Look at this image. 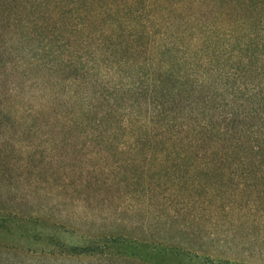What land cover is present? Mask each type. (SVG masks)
Masks as SVG:
<instances>
[{
  "label": "rangeland",
  "instance_id": "rangeland-1",
  "mask_svg": "<svg viewBox=\"0 0 264 264\" xmlns=\"http://www.w3.org/2000/svg\"><path fill=\"white\" fill-rule=\"evenodd\" d=\"M43 62L52 65L47 73ZM135 62L172 67L176 77L161 78L177 92L158 88L161 100L216 108L237 83L264 79V0H0V264H92L73 254L89 244L116 256L134 252L140 264L193 263L173 254L174 246L220 253L206 236L212 228L175 230L199 205L181 209L183 171L160 156L166 143L71 137L53 127L79 109L77 91L87 85L80 80L99 91L107 88L102 82L141 74L146 85L151 68L134 72ZM207 63L238 77L201 83ZM43 111L57 121L43 123ZM159 161L170 167H153ZM162 169L169 173L155 181ZM149 188L173 203L170 212L159 209L162 219L154 217L159 206L139 199ZM170 215L176 224L166 221ZM227 230L217 235L220 243L234 231ZM233 235L239 249L248 247L243 230Z\"/></svg>",
  "mask_w": 264,
  "mask_h": 264
},
{
  "label": "trees",
  "instance_id": "trees-1",
  "mask_svg": "<svg viewBox=\"0 0 264 264\" xmlns=\"http://www.w3.org/2000/svg\"><path fill=\"white\" fill-rule=\"evenodd\" d=\"M160 65L140 62L129 65L137 73L142 67L151 68L149 79H145L146 85L141 83V74L138 78L134 74L130 75L132 79H122L119 85H112L109 80L108 84L102 82L107 88L99 91L92 88L95 84L88 79L75 81L76 78H69L68 84L71 86L76 87L77 81L79 84L87 82V85L80 91L76 90V96L80 100L79 109L72 116L65 114L68 122L64 121V125L56 124L54 129L57 133L65 131L63 135L66 136H85L100 141L166 143L168 149L161 152L160 156L166 157L167 161L172 159L171 163L176 162V168L183 171L178 176L183 184L182 192L176 191L185 200L181 209L187 213L191 203L199 205V211L193 215L192 220L177 225L175 230L188 233L190 223L198 229L212 228L213 231H208L206 236L209 241L217 242L213 249L220 253L191 247L176 249L178 246H174L171 252L193 262L188 264H264V79L257 83H237L234 90L224 97L226 100L222 102H226L216 108L184 102L182 97L177 101L181 103L171 105L168 100H161L155 92L158 88L163 91L165 86L171 88L172 96L175 95L177 85H165L166 80L161 77H176V74L172 67ZM205 66L208 70L200 73L203 75L201 83L210 81V76H213V80L238 77L236 71L227 73L221 68H209V63ZM39 67L47 73L52 65L47 62L45 66L43 62ZM112 72L107 70L104 74L111 75ZM177 76V81H180L182 76L179 73ZM213 80L209 85L218 87V82ZM148 81L152 88H149ZM182 86L180 85V90H186ZM109 88L117 89L109 92ZM8 91L10 93L12 88ZM86 96H92L93 101L84 105ZM43 115L47 117L43 123L57 121L54 115H45L44 111ZM58 117L63 120L64 115L59 113ZM40 134L45 133L40 131ZM134 165L131 163L129 166ZM163 166L170 167L162 161L153 165L157 169ZM167 173V169L156 172L155 181ZM122 174H125L124 170ZM202 174L209 175L211 180L205 179ZM149 189L151 191L145 192L139 199L150 206H159L153 209L157 214L154 217L162 219L161 215L164 214L159 209L167 208L164 210L170 212L173 203L167 202L166 195L162 197ZM138 206L143 205L139 202ZM136 209L140 210L135 206L132 211ZM174 218L170 215L166 221L176 224L177 220ZM228 226L234 231H230L229 237L225 236L220 243L217 235L221 230L228 232ZM238 230L244 231L248 247H237L233 233ZM223 246L229 247L222 250ZM180 249L182 252H179ZM73 254L88 255L93 260L92 264H106L108 261V264H140L135 260L137 255L134 252L116 256L93 244Z\"/></svg>",
  "mask_w": 264,
  "mask_h": 264
}]
</instances>
